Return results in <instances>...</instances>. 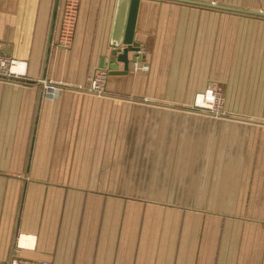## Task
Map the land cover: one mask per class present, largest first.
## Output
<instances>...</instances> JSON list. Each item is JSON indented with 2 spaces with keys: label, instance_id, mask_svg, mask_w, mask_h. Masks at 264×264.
<instances>
[{
  "label": "crops",
  "instance_id": "crops-1",
  "mask_svg": "<svg viewBox=\"0 0 264 264\" xmlns=\"http://www.w3.org/2000/svg\"><path fill=\"white\" fill-rule=\"evenodd\" d=\"M64 4L0 0V263L264 264V17L138 0L125 69L130 0H80L67 43ZM203 92L222 118L186 117Z\"/></svg>",
  "mask_w": 264,
  "mask_h": 264
},
{
  "label": "built area",
  "instance_id": "built-area-1",
  "mask_svg": "<svg viewBox=\"0 0 264 264\" xmlns=\"http://www.w3.org/2000/svg\"><path fill=\"white\" fill-rule=\"evenodd\" d=\"M80 0H65L64 8H63V16L61 21V41L63 43H67L71 40L74 31H75V23L78 15V6ZM0 44V80H14L21 78L23 76L19 71L16 72L14 67L16 63L5 54L2 53ZM104 73L93 76L91 81V89L93 92L97 94H101L103 92V78ZM54 87L49 86L46 91V95H51L53 93ZM2 264V263H0ZM6 264H52L49 261H40V263H31L25 259H11Z\"/></svg>",
  "mask_w": 264,
  "mask_h": 264
},
{
  "label": "water",
  "instance_id": "water-1",
  "mask_svg": "<svg viewBox=\"0 0 264 264\" xmlns=\"http://www.w3.org/2000/svg\"><path fill=\"white\" fill-rule=\"evenodd\" d=\"M173 1H177L180 3H188V4H192V5H196V6H205V7H211V8H216V9H224L227 11H232V12H238V13H242V14H246V15H255V16H260V17H264V13L262 12H249V11H243L240 9H233V8H229V7H225V6H217L211 3H199V2H195L192 0H173ZM137 3L138 0H130V11H129V16L126 22V32H125V36L123 38L122 43L125 45V47L120 51L119 49V45H114V51L112 53L113 57H116L118 62L122 61L125 63V69H127V65H128V60H127V53L128 51H135L137 48V43L133 42V36H134V23H135V19H136V13H137ZM121 73H123L122 71H112L111 74H117L120 75Z\"/></svg>",
  "mask_w": 264,
  "mask_h": 264
},
{
  "label": "rangeland",
  "instance_id": "rangeland-1",
  "mask_svg": "<svg viewBox=\"0 0 264 264\" xmlns=\"http://www.w3.org/2000/svg\"><path fill=\"white\" fill-rule=\"evenodd\" d=\"M199 97V103H198ZM222 98L218 95H208L207 93H201L195 96L193 104L196 110L185 111L187 118L199 117L202 120L209 118H222L225 115L223 109L219 108ZM198 105V106H197Z\"/></svg>",
  "mask_w": 264,
  "mask_h": 264
}]
</instances>
